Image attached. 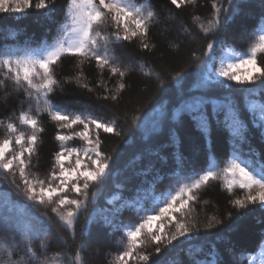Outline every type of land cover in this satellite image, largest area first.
I'll return each instance as SVG.
<instances>
[{
  "label": "trees",
  "instance_id": "trees-1",
  "mask_svg": "<svg viewBox=\"0 0 264 264\" xmlns=\"http://www.w3.org/2000/svg\"><path fill=\"white\" fill-rule=\"evenodd\" d=\"M66 2L56 0L53 10L38 11L33 8L21 14L0 13V51H22L51 44L64 21ZM220 2L225 7L221 14V28L215 33L223 41L220 47L245 52L254 42L256 30L264 26V0H232L231 7L227 0ZM134 3L139 5L144 0H134ZM150 3L157 16L150 28L149 42L156 47L151 51L143 50L138 40L113 45L115 55L126 66H131L125 78L129 87L121 94L118 102L98 99L104 95V90L97 84L101 77L94 61L81 66L89 87L95 89L91 93L79 87L74 79L81 71L76 67V58L62 57L55 68L61 86L52 94L53 103H58L68 111L88 112L103 119L115 117L117 130L122 134L116 136L100 132L102 151L112 157L108 175L99 186L90 190L96 195H90L88 211L79 218L75 242L59 223L54 222L48 233L49 246L46 253L53 261L56 260L54 254L65 249L63 241L58 238L64 236L73 245L72 251H75V244L83 240L86 245L85 264H112L113 256L122 250V245L118 243L122 233L104 224V217L115 215L121 227V221L123 224L138 222L143 213L130 206L133 201L140 200L145 207H151L150 197L174 190L178 183L187 182L197 173L203 174L210 160L218 167H223L231 158L234 147L246 159L252 158L249 151L251 147L256 153L255 159L264 163V131L253 125L248 112L249 100L264 101V92L259 82L243 86L255 89L252 96L246 91L232 92L219 85L200 88L208 68L203 62L194 61L191 57L193 53L197 56L201 54L206 41L192 18L196 15L209 18L212 14V0H195L194 4L182 5L179 9L171 5L170 0H150ZM240 22L245 27L243 35ZM184 28L188 31H184ZM102 30L110 31V28L105 26ZM207 39L213 37L210 35ZM218 54L217 47L215 56ZM261 60L264 61V56ZM149 69L160 73L162 84L157 81L155 74L151 77L144 74ZM176 72L183 73V79L179 82L170 78V74L174 76ZM103 79L108 81L109 88L115 87L116 78L109 80L106 70ZM190 95L208 98L211 101L209 112L214 109L212 102H224L226 98L231 100L245 120L247 143L234 141L231 133L222 126L223 113L219 121L213 117L211 135H202L194 127H188L175 119L182 98ZM29 107L23 91L16 92L12 82L6 81L5 86L0 88V120L7 122L11 119L21 130L27 131L19 125L17 116ZM31 107L34 113L35 105ZM134 116H140L141 119L134 120ZM41 120L44 127L42 143L38 146L37 156L33 157L34 166L31 171L44 178L59 145L54 139L58 130L56 124L47 113L41 114ZM153 124L158 125L155 131L146 132L145 126ZM74 130L80 129L77 127ZM6 134V127L0 125V139ZM79 144L81 142H77V139L69 142L70 147ZM240 194L241 190L234 194L228 193L222 180L211 181L200 191L198 201L193 205L199 231L174 241L167 249L162 245V253L153 258L159 257L164 264H261L264 260V244L260 243L264 241V208L254 205L249 206L252 211L233 208L229 201L234 195ZM30 204L11 184L10 178L5 179L0 175V241L15 235L19 248L23 247L20 230L9 229L7 225L34 220L36 215L44 211L42 207L33 208ZM116 208H122V211L115 213ZM90 214L99 217L100 222L89 225L86 218ZM212 216L221 222H214L213 227L206 228L207 219ZM82 229L83 237L80 235ZM39 244V240L34 241V246L38 247ZM147 251L153 249L150 247ZM5 260L4 250L0 249V264Z\"/></svg>",
  "mask_w": 264,
  "mask_h": 264
},
{
  "label": "snow or ice",
  "instance_id": "snow-or-ice-1",
  "mask_svg": "<svg viewBox=\"0 0 264 264\" xmlns=\"http://www.w3.org/2000/svg\"><path fill=\"white\" fill-rule=\"evenodd\" d=\"M56 0H0V13L21 14L29 9L53 10ZM195 0H170V4L179 9L182 5L194 4ZM232 6V0H227ZM212 14L209 18L193 16V22L205 37L201 54H192L191 59L201 61L208 68V74L202 79L200 88L208 89L219 85L232 92L246 91L249 96L255 94V89L244 88L246 85L260 84L264 92V26L256 30L255 40L245 52H237L231 47L223 49L219 67H214L215 51L223 41L215 36L221 28V14L225 11L224 3L212 0ZM64 21L60 25L57 36L51 44L36 49H7L0 51V88L6 81H11L16 92L23 91L29 102L28 110H22L17 116L19 125L27 129L21 130L17 123L9 119L0 120V125L7 129V134L0 139V175L10 178L11 184L31 202L30 207L44 209L34 220H23L17 225L8 224L7 228L20 230L24 243L19 248L15 235L0 241V249L4 250L6 260L3 264H85L83 240L73 245L64 236H59L65 249L54 254L56 260L50 259L47 237L54 222L71 236L73 242L77 236V224L84 212L88 211L89 197H95L91 191L99 186L108 175L112 157L102 151L100 132L120 136L117 130V120L103 119L88 112L68 111L53 103L51 97L61 81L57 79L55 68L62 57L76 58V67L81 71L74 77L79 87L88 92L95 91L89 87L84 76L82 65L95 62L100 79L97 84L103 88L104 95L98 99L118 102L121 94L129 87L125 82L131 66H126L114 53L113 45L119 42L139 41V47L151 51L156 47L149 42L150 28L157 16L150 0L137 5L134 0H67L63 12ZM107 26L110 31H103ZM184 31L188 29L184 28ZM213 39H207L209 36ZM143 70V65H141ZM244 70L243 72L241 70ZM105 70L108 79L113 77L115 87L109 88L108 81L103 79ZM146 76L156 75L157 81L163 83L160 73L149 69ZM170 78L176 81L183 79L182 72H176ZM235 86H241L237 88ZM211 101L203 95H190L182 98L181 107L174 118L188 127H194L202 135H211L213 117L219 121L224 115L222 126L230 133L234 141L247 143V127L239 110L227 99L214 103V109L209 112ZM24 103V101H21ZM35 105V111L31 105ZM248 110L253 123L264 131V101L249 100ZM47 116L57 126L54 139L59 150L54 152L51 167L44 178L32 172L33 157L37 156L38 146L42 143L41 133L44 132L41 114ZM134 120L141 119L134 116ZM157 124L145 126V131L152 133ZM80 130L76 131L75 128ZM65 130H68L65 132ZM78 139L83 142L82 148L70 147L69 142ZM251 159H246L234 147L233 154L223 167L210 160L203 174H196L187 182L178 183L174 190L153 195L151 207H145L140 200L130 205L142 212L139 221L131 224H117L116 216L104 217L103 223L122 235L119 250L112 259V264H164L156 254L162 253L174 241L188 237L194 231H199L198 221L193 215V205L198 201L200 191L211 181L222 180L225 190L234 194L241 190L240 195H234L229 201L237 210L248 209L250 205L264 208V163L255 159L256 153L251 147ZM147 199V198H142ZM122 208L114 209L115 213ZM50 213L52 215H50ZM231 216V213L228 214ZM87 223H99L100 218L90 214ZM220 223L215 216L207 219L206 228L213 223ZM158 225V226H157ZM7 230V229H6ZM84 229L80 235L83 237ZM40 244L34 246V241ZM264 244V241L260 242ZM153 251H147L148 248ZM19 249V250H18ZM264 264V260L261 261Z\"/></svg>",
  "mask_w": 264,
  "mask_h": 264
},
{
  "label": "rangeland",
  "instance_id": "rangeland-1",
  "mask_svg": "<svg viewBox=\"0 0 264 264\" xmlns=\"http://www.w3.org/2000/svg\"><path fill=\"white\" fill-rule=\"evenodd\" d=\"M257 1H260V0H257ZM246 17L249 18V16H248L247 14H246ZM239 26H240V30H241V35H243V34H244V31H245V27H244V25H243L242 22H240ZM223 49H224V48L221 49L219 55L216 57V61H215V63H214V67H219V61H220V57H221V55L223 54ZM241 71L243 72L244 70L242 69ZM207 74H208V71H207ZM79 129H80V128H79ZM185 139H187L188 141H190V139H189L188 136H185ZM77 142H81V144H79V145L77 146V148H82V147H83V142L80 141V140H78V139H77ZM157 196H160V195H157Z\"/></svg>",
  "mask_w": 264,
  "mask_h": 264
}]
</instances>
